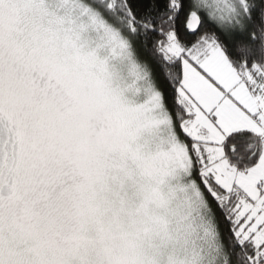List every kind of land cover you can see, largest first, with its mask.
<instances>
[{
  "label": "snow or ice",
  "instance_id": "6c2138e0",
  "mask_svg": "<svg viewBox=\"0 0 264 264\" xmlns=\"http://www.w3.org/2000/svg\"><path fill=\"white\" fill-rule=\"evenodd\" d=\"M0 264H264V0H0Z\"/></svg>",
  "mask_w": 264,
  "mask_h": 264
}]
</instances>
